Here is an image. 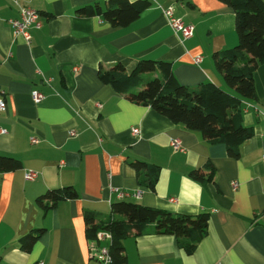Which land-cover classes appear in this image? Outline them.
<instances>
[{"label":"crops","instance_id":"1","mask_svg":"<svg viewBox=\"0 0 264 264\" xmlns=\"http://www.w3.org/2000/svg\"><path fill=\"white\" fill-rule=\"evenodd\" d=\"M107 1L0 0V99L6 103L0 155L21 162L0 173V264H97L89 257L95 239L86 236L84 216L93 214L97 226L114 217L111 204L118 201L208 214L207 233L192 253L149 224L122 239L125 264H264V63L254 72L256 97L241 103L252 135L237 157L98 76L117 62L129 74L141 59L164 60L185 86L212 82L230 90L213 54L238 43L233 9L219 0H149L124 27L77 13L87 5L105 8ZM22 5L41 20L29 42L10 24ZM168 7L193 25L191 38L169 26ZM33 91L44 99L34 102ZM174 139L179 149L172 147ZM134 160L159 168L154 189L140 182L145 172L132 166ZM199 168L203 180L189 175ZM29 171L32 179L25 178ZM65 186L78 197L49 208L36 202L48 189ZM36 228L43 232L32 247L20 248L19 239Z\"/></svg>","mask_w":264,"mask_h":264},{"label":"trees","instance_id":"2","mask_svg":"<svg viewBox=\"0 0 264 264\" xmlns=\"http://www.w3.org/2000/svg\"><path fill=\"white\" fill-rule=\"evenodd\" d=\"M230 6L235 14V30L238 43L231 48L215 52V69L222 75L230 90L212 82L197 87L179 83L173 74L171 63L164 60L141 59L128 74L121 62L109 69L98 71L99 78L124 93L130 100L148 105L186 129L197 131L210 142L223 143L232 157L239 155V146L252 135V129L243 123L241 103L256 97L254 72L264 63V1L219 0ZM150 5L149 0H108L106 7L98 4L77 9L79 15H101L114 27L128 26ZM132 166L145 172L140 180L154 189L159 168L145 161L134 160ZM209 167V164L205 166ZM21 168V162L11 156L0 155V173ZM189 175L196 180L204 179V169H194ZM78 197L72 186L48 189L36 198L44 208L58 201ZM113 218L94 225V216H84L87 238H94L97 230L109 231L112 240L109 251L113 264H125L122 239L138 235L145 225L153 224L154 231L171 234L186 253L194 251L208 230V214L195 215L143 206L129 201L111 204ZM43 232L36 228L19 239L20 248L29 250Z\"/></svg>","mask_w":264,"mask_h":264},{"label":"built area","instance_id":"3","mask_svg":"<svg viewBox=\"0 0 264 264\" xmlns=\"http://www.w3.org/2000/svg\"><path fill=\"white\" fill-rule=\"evenodd\" d=\"M163 12L167 18L169 26L173 29V31L178 33L182 39H189L193 36V25L185 22L182 18L175 16L172 7L164 9ZM10 24L14 29V35H20L26 42H29L31 38L30 29L39 28L41 26L40 15L31 7L22 5L19 7V17L10 20ZM200 60L201 57L196 56L194 62L198 63ZM31 96L33 101L36 103L44 99L43 93L39 91H33ZM5 106V101L0 99V111H4ZM4 132H6V130L0 128V133ZM132 133L137 134L138 129H132ZM70 134L74 135L75 132L71 131ZM31 142L37 143L38 140L36 138H31ZM171 145L174 149H179V141L177 139H174ZM34 176L35 173L31 171L25 173L26 179H32ZM233 187H236V182L233 183ZM134 196L139 197V192H136ZM94 239L95 242H91L89 244V257L94 259L97 264H113V259L109 251V245L112 240L111 233L109 231L99 229L96 231Z\"/></svg>","mask_w":264,"mask_h":264}]
</instances>
